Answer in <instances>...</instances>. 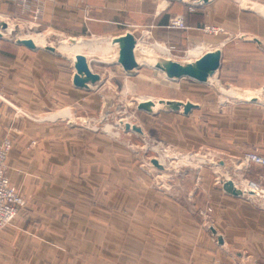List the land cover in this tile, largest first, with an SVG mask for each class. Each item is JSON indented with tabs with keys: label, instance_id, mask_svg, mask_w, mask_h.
Instances as JSON below:
<instances>
[{
	"label": "crops",
	"instance_id": "crops-1",
	"mask_svg": "<svg viewBox=\"0 0 264 264\" xmlns=\"http://www.w3.org/2000/svg\"><path fill=\"white\" fill-rule=\"evenodd\" d=\"M42 1L43 23L53 34L76 40L85 39L76 36L89 34L104 39L116 48L111 61L115 65H119L114 62L118 47L113 39L127 32L134 34L130 28L139 24L141 15L156 19L153 38L176 44L171 42L168 24L174 13L181 14L183 4L175 1L171 9H160L159 4L143 0H86L82 5L76 0ZM231 1L255 9L235 3V7L220 9L223 0H214V19L226 24L229 35L214 42V50L219 48L223 54L221 72L225 67L234 72L231 62L247 47H253L264 64V50L249 40L257 38L264 43V0ZM2 2L0 15L10 13V6L15 10L10 0ZM233 38L240 41L232 43ZM98 50L80 53L90 57L93 72L101 76L98 84H102V74L93 65L107 56ZM74 73L73 63L64 56L45 48L31 50L11 38L0 39V138L11 125L21 131L8 164L12 183L28 198L13 225L0 234V264H188V258L190 264H204L198 256L204 239L200 218L188 217L185 206L156 195L151 186H123V161L114 158L110 166L102 165L107 153L98 155L91 150L89 155L88 149L76 169L71 162L78 156L69 147L73 140L75 144L78 141L69 137L68 117H56L62 118L56 122L55 118L37 119L59 110L72 113L73 109L58 107L73 108L76 92L89 91L74 86ZM254 85L250 82L239 88L250 91ZM263 87L264 81L256 91ZM255 124L264 128V123ZM31 139L37 144L30 150L26 145ZM252 147L264 154V133H258ZM69 161L70 166L66 164ZM108 171L114 180L106 185V178L100 180ZM210 199L211 221L224 239L223 247L232 254L214 248V256L234 264H264L259 261L264 259V207L231 197L219 188ZM241 252L245 259L238 263L233 256H242Z\"/></svg>",
	"mask_w": 264,
	"mask_h": 264
},
{
	"label": "rangeland",
	"instance_id": "rangeland-1",
	"mask_svg": "<svg viewBox=\"0 0 264 264\" xmlns=\"http://www.w3.org/2000/svg\"><path fill=\"white\" fill-rule=\"evenodd\" d=\"M0 1L2 2V0ZM85 1L77 2L82 5ZM143 1L159 4L160 9L167 7L171 9L175 4L173 3L175 0ZM11 2L16 5L14 6L15 10L12 6L8 7L7 10L10 13L0 15V23L14 25V31L6 35L5 27L0 28V30H4V35L11 39L34 36L40 41L45 40L44 43L38 44L53 43L55 47L62 50V46L66 45L67 38L65 37L67 35L53 34V31L44 25L42 15H39L38 19H36L37 16L35 18L32 11H36V9L35 7L30 8L29 5L39 3L37 0ZM193 2L192 0H189L188 3L181 2L182 6L176 4L180 5L181 14L174 13L178 9L173 10L174 15L169 20L170 29L168 32L171 42L175 41L176 44L172 43L171 45L169 42L153 38L151 30L156 24V19H152L150 15H141L139 24L130 28L136 39L138 38L137 43L140 42L144 46L147 44L150 46L165 45L169 49V53H164L156 48L151 56H161L178 61L189 59L191 56L189 50L198 46L202 47L200 56L207 51L214 50L216 39L223 40L229 36L226 33V24L220 22L219 19H214V0L203 5ZM234 3L242 4L241 1L236 3L231 0H223L220 9L235 7ZM242 5L249 6L246 3ZM178 15L183 17L184 27H171V19ZM188 26L189 29H187ZM214 26L221 27L224 31L219 32L218 35L214 34L212 30ZM185 31L187 32L184 33V36L183 32ZM145 34L146 39L143 36ZM187 35H191V37L188 38ZM182 36L183 38L180 40ZM76 37L98 38L90 34ZM143 39H145L144 43ZM178 40L181 42L179 43ZM238 40L240 41L239 38H233L231 42ZM115 50V47L105 43L97 52L107 56L102 61L94 62L93 65L94 69L102 74V84L93 86L89 91L76 92V103L73 108H69L67 105L58 107V109H73L72 113L69 110L71 116L66 114L61 116L62 118L68 117L67 122L71 126L68 127L69 137L78 141L75 144L73 140L69 147L78 156L76 162H71V165L78 169L81 156L88 149H90L89 155L91 150L98 155L102 152L107 153V157L102 159V165L110 166L114 158L116 161H123L121 174L123 186H151L156 189V195H161L172 203L185 206L188 217L196 216L201 219L204 239L202 253L198 256L202 258L204 264H214V261L234 264L224 262L214 256V248L221 253L230 254L231 257L232 254L231 250L223 247L224 244L219 243L218 237L212 230L214 228L219 233L210 218L212 212L210 198L214 189L222 187L221 175L225 178L229 176L242 190L245 187L251 189L249 183L253 182L264 191V166L241 164V159L247 152L261 154L259 150L252 147V141L258 133H264V128L255 124L256 122L264 123V91L263 93L261 90L256 91L264 81V64L256 56L257 51L253 47H247L246 50L240 52L239 55L246 53V57L238 55L236 61L231 62L234 72H228L225 66L229 62L226 60L224 71H218L212 77L214 82L204 84L187 78L180 81L168 80L163 73L149 67L146 63L138 69L136 75L127 76L119 65L111 62ZM82 51L89 52L90 50L85 48ZM261 55L264 54L261 53ZM248 63L253 67L247 68L246 64ZM250 82L255 84V89L244 91L239 88L240 85L250 84ZM233 87L243 91V97L240 99H251L256 95L259 97V102H244L226 95ZM79 95L81 96L79 97ZM101 95H106V97L102 98ZM143 99L156 103L160 99H175L186 104L192 102L197 106L192 109L189 115H184L181 111H161L156 115H151L139 109ZM103 100L111 101L107 112H104ZM64 111L67 110L50 113L49 116L42 119L31 116L39 120H46L54 118L52 114ZM28 115L26 114V116ZM62 118H55L54 121H62ZM121 120L139 125L144 134L125 130ZM71 121L75 124H72ZM16 127L11 125L8 128V133L0 138L2 140L10 136L13 139V148L8 154L6 162L7 176L11 183L8 160L21 133L20 129ZM36 144L37 140L31 139L26 147L31 150ZM118 155H121L122 158ZM153 159L158 160L162 169L152 164ZM217 161H222L223 164H216ZM66 164L70 166V161ZM104 173L106 176H103L100 181L106 178V185L108 182L112 183L111 181L114 179L111 172ZM14 187L19 191L25 203L19 208L10 223L0 231V234L13 225L19 212L27 205L28 198L25 193L17 186L14 185ZM239 199L264 207V196H256L254 200L247 197ZM241 253L242 256L235 254L233 256L238 263L245 259V254ZM187 261L190 264L189 258ZM259 261L262 262L264 259H259ZM241 263L251 264L247 261Z\"/></svg>",
	"mask_w": 264,
	"mask_h": 264
},
{
	"label": "water",
	"instance_id": "water-1",
	"mask_svg": "<svg viewBox=\"0 0 264 264\" xmlns=\"http://www.w3.org/2000/svg\"><path fill=\"white\" fill-rule=\"evenodd\" d=\"M183 3H188L189 0H175ZM194 4H207L212 0H192ZM247 9L254 10L255 7L247 6ZM0 39H10L4 33L0 32ZM19 45H23L31 50H38L40 48H45L48 51H51L55 54L64 56L69 59L74 66L75 73L73 76V84L77 88L81 89H91V85H98L101 80V76L98 73L93 72L91 68V60L89 56H86L81 53H66L51 43H47V46L36 44L32 38H18L11 39ZM264 50V43L257 38H249ZM75 43V39H66L65 44L71 45ZM113 44L118 47V53L114 57V62L121 65L122 68L128 75H136L137 70L144 65L146 62L141 61L137 56V39L132 32H127L124 35L114 38ZM155 61L153 64H149V67L156 69L157 71L163 73L165 77L171 81H180L183 78L192 79L199 83L211 84L210 79L217 74L222 66V50L217 48L215 50L207 51L194 61H178L171 58L153 56ZM225 91V90H224ZM262 93L264 87L261 89ZM231 96V95H229ZM253 96V95H252ZM251 99H239L244 102H259V97L254 95ZM232 97V96H231ZM111 101H106L104 112H107L108 106L111 104ZM197 104L192 102L183 103L180 100H169V99H160L158 102L152 100L141 101L139 105L140 110H144L151 115H156L161 111L164 112H179L181 111L184 115H189L193 108ZM183 108V109H181ZM72 124L75 122L71 121ZM125 130H133L137 133L144 134L142 128L139 125L130 124L121 120ZM152 164L156 167L162 169V165L158 162L157 159H153ZM216 164H223L222 161H217ZM220 181L222 182L221 189L232 197L243 198L247 197L251 200L255 199V192L249 188H244L242 190L239 188L232 179L225 178L223 175L220 176ZM215 235L218 237L219 243L224 244V239L220 233H218L214 228H212Z\"/></svg>",
	"mask_w": 264,
	"mask_h": 264
},
{
	"label": "built area",
	"instance_id": "built-area-1",
	"mask_svg": "<svg viewBox=\"0 0 264 264\" xmlns=\"http://www.w3.org/2000/svg\"><path fill=\"white\" fill-rule=\"evenodd\" d=\"M10 1H27V0H10ZM39 3H33L32 6L29 7L33 9L35 7L36 11H32L34 13L35 18L38 19L39 15H42V0H37ZM78 2L84 0H76ZM34 9V10H35ZM171 27L174 28H182L184 27V19L182 16L178 15L171 19L170 21ZM209 29V28H208ZM214 34H219V32H223V28L214 26L212 28ZM13 148V139L8 136L2 140H0V231L13 219L17 211L20 207H22L25 203V200L19 193V191L14 187V185L10 182L7 176V158L11 149ZM241 164H257L264 166V155H261L257 152H247L246 155L241 159ZM249 186L251 188H255L254 190H259L261 193L257 196H264V191L261 190L255 183L250 182ZM214 264H223L219 261H214Z\"/></svg>",
	"mask_w": 264,
	"mask_h": 264
},
{
	"label": "bare ground",
	"instance_id": "bare-ground-1",
	"mask_svg": "<svg viewBox=\"0 0 264 264\" xmlns=\"http://www.w3.org/2000/svg\"><path fill=\"white\" fill-rule=\"evenodd\" d=\"M2 20H3V18H1ZM5 19V18H4ZM8 25V26H7ZM0 28H3V27H5V30H6V35L7 34H11L13 31H14V25L12 26L11 24H7V23H0ZM7 27H8V30H7ZM1 31V30H0ZM10 31V32H9ZM2 33H4V30H3V32ZM147 34H149V33H147ZM144 36V35H143ZM145 37V39H146V35L144 36ZM29 38H32L33 40H34V42L36 43H44L45 42V40H38L36 37H34V36H31V37H29ZM145 39H143L142 40V42L144 43V41H145ZM147 40H149V39H147ZM141 41V40H140ZM106 42H108V41H104V39H84V40H76L75 39V43L74 44H71V45H68V44H66L65 46H62V50L64 51V52H66V53H75V54H77V53H80V52H83L82 50L83 49H85V48H87V49H89L90 51H97L98 49H99V47L102 45V44H104V43H106ZM36 43V44H37ZM203 44V43H202ZM159 49L160 51H162V52H164V53H169V49H167L166 47H165V45L163 46V45H157V46H150L149 44H147V45H143L142 43H140L139 44V47L137 46V56H138V58L141 60V61H145L146 63H149V64H153L152 62H154L155 61V58L153 57V56H151V54H152V52L154 51V49ZM200 48H202V47H200V46H198V47H195V48H193V49H191V50H189V54L191 55V56H195V55H198V54H200ZM202 50V49H201ZM142 51V52H141ZM200 57V56H199ZM197 59V58H196ZM196 59H187L186 61H194V60H196ZM210 81H211V84H212V78L210 79ZM233 90H235V93H236V95L234 94V91ZM233 90H231L230 92H229V94H226V95H231V96H233V97H235V98H238V99H240V97L239 96H241V97H243V95L242 94H244L243 93V91H240V90H238V89H236V88H234L233 87ZM235 95V96H234ZM228 99V98H227ZM146 99H143V100H141V101H145ZM64 114H66L67 116L69 115L70 116V113H69V111L67 110V111H64V112H62V113H56V114H54L53 115V117L54 118H56V117H61V116H64ZM77 116V115H76ZM227 178H229V176H227ZM250 187V186H249ZM251 188V187H250ZM255 188H251V190L252 191H254L255 192V196H257V195H259L261 192L259 191V190H254Z\"/></svg>",
	"mask_w": 264,
	"mask_h": 264
}]
</instances>
